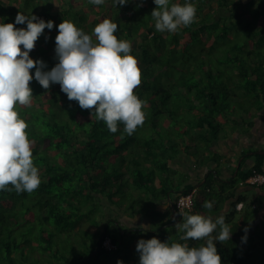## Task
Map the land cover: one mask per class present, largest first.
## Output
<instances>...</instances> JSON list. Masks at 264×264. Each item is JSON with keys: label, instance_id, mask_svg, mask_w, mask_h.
Instances as JSON below:
<instances>
[{"label": "trees", "instance_id": "trees-1", "mask_svg": "<svg viewBox=\"0 0 264 264\" xmlns=\"http://www.w3.org/2000/svg\"><path fill=\"white\" fill-rule=\"evenodd\" d=\"M47 2L50 6L45 0H0V23H15L23 7L54 21L30 53L46 63L45 71L58 63L55 38L63 20L90 35L104 19L117 23L118 39L138 41L131 54L142 83L134 91L147 101L146 120L132 135L123 124L111 133L59 84L44 89L31 81L32 107H21L20 116L29 125L42 183L32 193L0 191V264H139L138 241L153 237L206 245V240L182 241L175 227L183 220L177 198L193 190L186 212L222 215L232 232L231 240L214 241L222 264H264V217L256 219L264 193L249 201L238 191L253 172L264 173V152L243 151L236 175L224 178L216 168L198 180L200 185L187 183L190 174L175 167L182 154L200 164L220 163V155L211 154L213 141L255 126L264 109V0H171L197 7L196 22L175 34L156 31L154 0L117 7L112 0L99 6L61 0L59 10L52 9L53 0ZM248 157L254 164L245 168ZM205 201L213 202L211 210L203 207ZM117 210L145 215L151 219L148 230L125 228L115 218ZM106 238L115 247H106Z\"/></svg>", "mask_w": 264, "mask_h": 264}, {"label": "clouds", "instance_id": "clouds-1", "mask_svg": "<svg viewBox=\"0 0 264 264\" xmlns=\"http://www.w3.org/2000/svg\"><path fill=\"white\" fill-rule=\"evenodd\" d=\"M106 2L89 0L98 6ZM128 2L112 0L111 6H124ZM154 3L157 7L151 16L160 33L175 34L196 22L197 7L191 2L154 0ZM36 13L41 12L30 16L18 13L15 23H0V191L32 193L42 183L39 168L34 164L29 125L20 116L21 107H32L34 95L30 82L33 80L44 89L59 84L70 101L90 110L91 117L103 121L111 133H116L123 124V131L132 135L146 120L143 109L147 101L134 91L142 83L141 69L138 59L131 54L132 43L115 35L117 23L104 19L90 35L74 22L63 20L55 38L58 63L45 71L46 63L42 59L34 60L30 53L45 29H53L55 23L35 16ZM25 23L26 28L16 27ZM203 207L211 210L213 202L205 201ZM180 215L182 223L175 226L183 233L180 239L206 240V245L190 247L188 243L169 244L156 237L141 239L136 248L139 264H222L214 241L231 240L232 232L225 218L187 212ZM143 227L148 230L147 226ZM242 240L246 242L247 237Z\"/></svg>", "mask_w": 264, "mask_h": 264}, {"label": "crops", "instance_id": "crops-1", "mask_svg": "<svg viewBox=\"0 0 264 264\" xmlns=\"http://www.w3.org/2000/svg\"><path fill=\"white\" fill-rule=\"evenodd\" d=\"M20 5H24V4L20 3ZM48 6H50V4H48ZM58 6L59 5L55 4L54 1L51 4L52 9L54 8L57 10ZM90 10L92 9L90 8ZM60 11H61V8H60ZM33 12L35 13V11H32L30 9L23 7L19 13H23L25 15L30 16V15H34ZM262 143H264V109L258 114L256 118V124L250 131L243 133L242 131L237 130L234 134H231L228 137H221L213 141L211 145V154L213 153L215 155L216 154L220 155V163H218L216 160H210L206 164H200L197 162V160L194 157L188 156L187 154H182L180 155V158H178L175 161V167L179 168L181 171H184L190 174L191 177L187 181V183L189 182L198 183V185H200L202 182H199L198 180L201 178L205 179V176L211 170H214L216 172V168L220 170L221 175L224 178L228 179L232 176L233 173H234L233 175H236L239 165L241 163L243 151L247 150L251 153L253 152V150L254 151L264 150L263 149L264 147L261 145ZM250 144H254L255 147L247 148L246 145H250ZM253 164H254V158L248 157L247 160L245 161L244 167L249 168ZM253 186L254 185H251L248 183H242L238 185V191L242 192V190L248 187H253ZM256 187L259 190V194L264 193V189L259 188V186H256ZM165 206H166V202L160 203V207H165ZM228 206L229 204H227V207ZM221 213H219L218 215H220ZM132 217H135V218H132ZM115 218H117L118 220V217H115ZM123 219L124 220L121 219V221L124 223L122 225L125 228L138 227V226L142 227V226L150 225L151 223V219H149L148 217H145V215L136 214L134 216H129V218L123 217ZM118 222H116V225L118 224ZM144 222L145 223L147 222V225L144 224Z\"/></svg>", "mask_w": 264, "mask_h": 264}, {"label": "built area", "instance_id": "built-area-1", "mask_svg": "<svg viewBox=\"0 0 264 264\" xmlns=\"http://www.w3.org/2000/svg\"><path fill=\"white\" fill-rule=\"evenodd\" d=\"M35 16L44 19L45 21L47 20V16L43 13H36ZM242 183H248L251 185H262L264 184V173L263 172H258L255 171L253 172L245 181ZM193 196L194 192H189V193H183L177 198L176 205L178 206L179 210L186 212L190 208H192L193 205ZM243 205L242 202L238 203L237 207L241 208ZM104 245L108 248H113L115 247L114 244H112L110 238H106L104 240Z\"/></svg>", "mask_w": 264, "mask_h": 264}, {"label": "rangeland", "instance_id": "rangeland-1", "mask_svg": "<svg viewBox=\"0 0 264 264\" xmlns=\"http://www.w3.org/2000/svg\"><path fill=\"white\" fill-rule=\"evenodd\" d=\"M53 1H54L55 4H59V2H61V0H53ZM64 1H65V0H64ZM215 1H216V0H215ZM65 4H66V3H65ZM45 5H48L47 0H45ZM216 7H217V4H215V6H214L213 8L216 9ZM81 9L83 10L84 8L81 7ZM89 11H91V10H90V9H89V10H86V12L90 15V12H89ZM91 13H92V12H91ZM74 19H75V18H74ZM131 41H132V40H131ZM133 41H134V40H133ZM137 42H138L137 40L134 41V42H131V43H132V48H134V47L136 46ZM253 132H254V130H253ZM261 145L264 147V143H262ZM246 147H247V148H249V147H255V145H254V144H250V145H246ZM239 181H240V180H238V182H239ZM242 192L245 193V194H247V196H248V198H249V201H251L254 197H256V196L259 194V190H258V188H257L256 186L248 187V188L242 190ZM257 203H258V201H256L255 205H257ZM116 213H118L117 217H118V220H119V222H120L121 224H124V223L121 221V219L124 220L123 217H124V218H126V217L129 218V216L126 215V214H125L124 212H122V211L117 210ZM113 217H114V216H113ZM263 217H264V205H263V207L260 208V210H259V212H258V214H257L256 219H257L258 221H260ZM132 218H135V217H132ZM144 224L147 225V222H146V223L144 222Z\"/></svg>", "mask_w": 264, "mask_h": 264}, {"label": "water", "instance_id": "water-1", "mask_svg": "<svg viewBox=\"0 0 264 264\" xmlns=\"http://www.w3.org/2000/svg\"><path fill=\"white\" fill-rule=\"evenodd\" d=\"M259 151H264V150H259ZM171 204H172V206H173V209H174V211H176V208L174 207V202L172 201L171 202ZM179 215V213L177 214V216Z\"/></svg>", "mask_w": 264, "mask_h": 264}]
</instances>
